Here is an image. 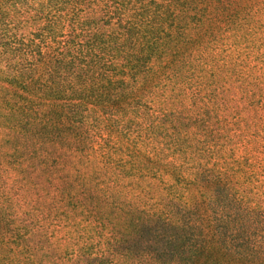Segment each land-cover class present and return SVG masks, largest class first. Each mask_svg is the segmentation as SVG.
Wrapping results in <instances>:
<instances>
[{
    "label": "trees",
    "instance_id": "16d2710c",
    "mask_svg": "<svg viewBox=\"0 0 264 264\" xmlns=\"http://www.w3.org/2000/svg\"><path fill=\"white\" fill-rule=\"evenodd\" d=\"M0 138V264H264V0H0Z\"/></svg>",
    "mask_w": 264,
    "mask_h": 264
},
{
    "label": "rangeland",
    "instance_id": "374dc122",
    "mask_svg": "<svg viewBox=\"0 0 264 264\" xmlns=\"http://www.w3.org/2000/svg\"><path fill=\"white\" fill-rule=\"evenodd\" d=\"M259 28H261L260 24H258L256 30H259ZM245 53H247V51ZM220 55H222V52L220 53ZM11 131L12 130H2L1 133L3 134V136L4 134H8V136H10V134L14 135ZM5 140L8 141L10 145V141H12V138L5 137ZM6 141L3 142V139L0 138V149H2L3 147H7ZM30 180L32 182L29 184L27 191L32 194H24L25 199L22 202H19V205L15 206V209L22 212H25V208L30 209L29 212H26V215L29 214V217L33 218L35 230L38 229V234L35 237L34 245L38 247L42 246V248H47L48 250V176L46 177V180L39 181L36 179V177L30 178ZM49 246V252L45 251L39 254L38 264H48V261L56 262L57 257L59 256V254L56 253L57 249L52 250L51 244H49Z\"/></svg>",
    "mask_w": 264,
    "mask_h": 264
}]
</instances>
